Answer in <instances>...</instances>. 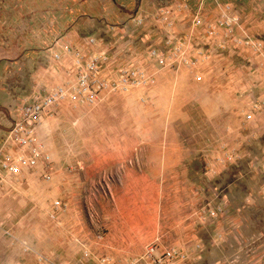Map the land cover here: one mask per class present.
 <instances>
[{
	"label": "crops",
	"instance_id": "obj_1",
	"mask_svg": "<svg viewBox=\"0 0 264 264\" xmlns=\"http://www.w3.org/2000/svg\"><path fill=\"white\" fill-rule=\"evenodd\" d=\"M9 1L0 20V155L7 150L4 140L18 104L74 74L71 59L52 60L63 47L108 52L103 72L108 78L119 65L135 64L153 81L144 106L149 134L116 138L117 150L124 145L142 169L122 173L116 188L122 193L118 203H126L106 223V233L100 232L102 221L80 213L82 202L69 201L60 210L40 199L38 181L46 168H22L0 179V230L10 241H20L10 264H101L103 259L156 264L154 259L171 249L193 258L172 264H264V0H79L78 18L88 19L87 24L76 22L74 9L65 8L75 5L73 0H22L21 6ZM58 4L65 9L52 8ZM231 15L238 23L226 37L216 23ZM92 29L106 37L90 49ZM171 35L192 52L185 55L193 64L158 67L148 56ZM221 43L224 50L217 48ZM20 62L33 65L27 77L21 72L16 77ZM47 62V68L41 66ZM12 83L22 86L15 90ZM256 105L246 120L245 113ZM74 106L65 100L41 115L34 133L44 150L51 126L72 116ZM238 165L246 166V173ZM231 170L240 182L229 181L218 187L215 200L210 197L226 204L228 215L210 227H192L188 220L196 204L210 202L200 179ZM47 171L54 175L50 166ZM169 193H176L173 207L161 201L170 199ZM145 199L152 205L139 206ZM186 223L190 227L184 231ZM154 242L153 256L146 257V247Z\"/></svg>",
	"mask_w": 264,
	"mask_h": 264
},
{
	"label": "rangeland",
	"instance_id": "obj_2",
	"mask_svg": "<svg viewBox=\"0 0 264 264\" xmlns=\"http://www.w3.org/2000/svg\"><path fill=\"white\" fill-rule=\"evenodd\" d=\"M73 1L75 2V5L69 3L72 5V7L67 6L65 8H68L70 10L74 9V18L76 19V22L87 24L89 22L88 19L83 17L78 18L80 15H82V11H80V7L78 5L79 0ZM82 1L88 0H81V2ZM123 1L127 2L128 0ZM7 2L6 0H0V20L3 17L1 10L4 7V3L7 4L6 7L10 5V1L8 0ZM18 2H20L19 6L23 5L24 3V1L22 0H18ZM166 2H168V0ZM99 5L98 3H96L95 8L102 10V7ZM14 6H18V4L13 5V8H16ZM161 6L163 7L165 5ZM161 6H158V8H161ZM52 8L65 9L61 6V4H58L57 7ZM231 16L236 17L233 15ZM223 18V16L219 17L218 23L221 22ZM92 22L94 24L95 19ZM138 22L142 24V19L136 22L137 25L140 24ZM217 27L224 31V35H226V37H230L232 35L231 32H228V29H226L225 27L218 24ZM134 32L136 31H128V35L130 36V38L133 36ZM95 33V29H92V31L89 32V34H93V37L89 38L88 41L90 39L94 41V46H91L87 41V46H89L90 49H93L97 43L102 41L103 37H106L102 33ZM175 38L172 35L168 38L164 37L163 39H161V42L158 45L156 44L148 50L149 52L152 49H156L158 51V58L164 59V65L161 66L157 64L158 67H174L180 65V63L181 65L185 66L188 63L193 64L192 61L190 62V60L187 59V56L190 57L192 55V52L188 53V48H186L185 43L178 42ZM133 48H135V46H133ZM217 48L224 50L225 47L224 44L221 43ZM86 51L83 50L82 52L86 56L93 53H86ZM99 51L102 52V48ZM27 53H31V51L28 50ZM53 54L54 53H52V56ZM107 54L108 52H106V55ZM182 55H184V57ZM119 59H121L119 60L120 62L123 58ZM154 60L156 61V59ZM41 66L47 68L49 65L47 62L45 64L43 63ZM32 67L33 65L30 66L29 64H26L24 62H20V64L18 63L16 68V77L20 72L21 74L25 73V76L27 77V70H32ZM141 68L145 71L143 66H141ZM11 85L15 90L18 86H22V84L18 83H12ZM56 85L51 87V89ZM152 85L153 84L151 83L150 86L141 88L136 91L131 90L126 92L112 93L102 92V95H100L101 99L98 101V103L93 105L73 103L75 105L73 108V115L68 117H61L56 120V123L51 126L52 134L46 140V149L44 150V147L37 142L38 146L40 145L41 147H43L42 152L49 157V161L46 162V169L45 171L43 170L44 174L41 175L42 177L38 181L40 183V199L45 201V203L47 204L51 203V205L54 202L52 206L58 205L60 206V210H63L65 208V204L67 205V202L69 201L82 202L80 206L77 205L79 207L80 213H82V215L86 217H93L97 222L102 221V230L100 231L102 232V234L106 233L109 230V226L106 223L109 221V219L114 218L116 215H118L116 212L121 208V204L124 205L126 203H118L121 200L122 193L118 191L116 187H118V185L120 184L122 173L131 168L139 170L142 169L141 166H138L140 164L139 161L133 159L129 152L125 153L123 149L124 145H122L121 151L117 150L118 144L116 142V138L118 136H123V138L125 139H130L134 136L143 137L149 134V127H152V125H148L146 121L149 112L144 106L149 105L151 98H147L146 91L147 89L151 88ZM27 98L28 97H26L25 99ZM152 103L153 102L151 101V104ZM258 108L259 107H257V105L253 106L250 110V113H245V119L247 120V116H251V114L258 110ZM136 115L139 116V122H137L135 118ZM192 116L194 118L193 113ZM120 154H122L123 157H121ZM115 156L117 158H114ZM49 166L52 170H54L53 176L51 175V172L53 173V171H47V168ZM238 166L240 169V173H246V170L244 169L246 168V166ZM37 168H41L42 170V168H44V163H40ZM32 170L33 169H28V171L30 172H32ZM57 173L59 176H57ZM208 177L209 176H205L204 178L202 177L200 179V182L202 184H200L202 187L206 188L205 191L202 192L205 194L204 200H210V202H204V204L201 203L203 205L200 207H198L199 204H196V207L193 209L188 220V223L191 224L192 227L195 226L196 229L211 226L210 221L207 220L208 216H205V218L202 217V219L199 220V211L204 209L208 204L211 206L222 204V201H218L219 198L216 199L218 202H211V199H214V197H216V192L218 193L219 191L218 187L220 189L221 185L226 184L229 181H232L233 183L240 182L237 180L238 177H236V173L232 170L230 173L222 177ZM243 178L246 177L244 176ZM188 179H190L189 176L186 177V180ZM214 187L217 190L214 189ZM213 189L216 191H214ZM208 192L209 196H207ZM148 194L152 195L156 193ZM175 194L176 193H169L170 199L160 200L164 203L168 202V204L172 205L173 207V204H175L176 202L174 198ZM156 195L158 196V193ZM199 196V194H196L197 203H199ZM125 198L123 197V200ZM145 201L147 203L139 202V206L152 205V202L150 200L147 201L145 199ZM224 205V208L226 207L225 209L227 211V205ZM208 208L210 207H206L205 210H207ZM228 213L229 212H227V214L225 215H228ZM188 223L182 225L184 226V231H186L190 227ZM174 226L177 227V225ZM191 230L192 229L190 228V231ZM169 234L171 236V240H173L175 237H173L172 235L176 234L173 231H171ZM19 242L20 241H10L5 235H3L0 230V264H10V258L17 254L18 247L20 246ZM151 246H157L156 242L149 244L146 249L148 250ZM195 248L197 252H199L200 245L198 244ZM169 251H173L174 256L170 260L161 261V264H172V262L174 261H193V258L190 259L188 254L183 255L181 253H178L177 250L172 249ZM180 256H183L184 258H180Z\"/></svg>",
	"mask_w": 264,
	"mask_h": 264
},
{
	"label": "built area",
	"instance_id": "obj_3",
	"mask_svg": "<svg viewBox=\"0 0 264 264\" xmlns=\"http://www.w3.org/2000/svg\"><path fill=\"white\" fill-rule=\"evenodd\" d=\"M223 17L222 21L216 24L225 27L228 32H232L233 27L238 23L237 18ZM195 24L198 22L196 21ZM88 43L94 46L93 40L90 39ZM82 52L81 50L63 47L60 54L54 53L52 58L58 63L61 62L63 56L71 59L70 62L75 69L74 74L45 93L34 92L31 97L23 99L18 104L15 117L4 140V146L7 150L0 155V179L4 175H16L22 168H37L41 162L44 163V169L46 168L49 157L42 152L43 147L38 146L35 140V126L41 115L57 105L58 102L68 100L72 103L93 105L101 99L102 92L136 91L153 83L141 66L135 64L119 65L112 78H108L103 75L107 66L106 53L103 51L93 52L86 56ZM148 56L151 59H156L158 65H164V59L158 58L156 49L150 50ZM182 56L184 57V55ZM250 118L251 116L248 115L247 120ZM208 206L210 208L205 210ZM224 206V204L213 206L208 204L199 211V220L208 216L207 220L213 223L216 218L226 216L227 211ZM155 248L156 246H151L146 251V257L153 256ZM173 256V251H167L158 260H154L155 263H160L170 260ZM180 258L184 257L180 256ZM137 262L138 260L132 264H137ZM100 263L113 264L107 259H103Z\"/></svg>",
	"mask_w": 264,
	"mask_h": 264
}]
</instances>
